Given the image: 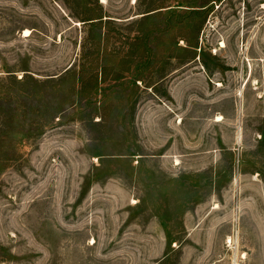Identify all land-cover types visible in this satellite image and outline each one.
Wrapping results in <instances>:
<instances>
[{
  "label": "rangeland",
  "instance_id": "obj_1",
  "mask_svg": "<svg viewBox=\"0 0 264 264\" xmlns=\"http://www.w3.org/2000/svg\"><path fill=\"white\" fill-rule=\"evenodd\" d=\"M0 264H264V0H0Z\"/></svg>",
  "mask_w": 264,
  "mask_h": 264
},
{
  "label": "bare ground",
  "instance_id": "obj_2",
  "mask_svg": "<svg viewBox=\"0 0 264 264\" xmlns=\"http://www.w3.org/2000/svg\"><path fill=\"white\" fill-rule=\"evenodd\" d=\"M26 33H29V31H26Z\"/></svg>",
  "mask_w": 264,
  "mask_h": 264
}]
</instances>
